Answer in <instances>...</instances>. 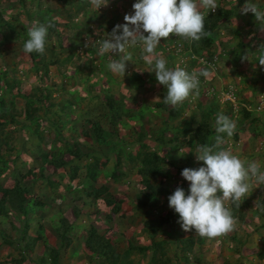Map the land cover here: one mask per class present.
<instances>
[{"label": "rangeland", "instance_id": "1", "mask_svg": "<svg viewBox=\"0 0 264 264\" xmlns=\"http://www.w3.org/2000/svg\"><path fill=\"white\" fill-rule=\"evenodd\" d=\"M9 1L12 3L6 4L8 0H2V4L0 5L3 16L7 19L17 17L16 19L20 24L26 23L25 14L18 0ZM36 1L25 0L26 5L32 9H35L34 4ZM40 1L44 6H47V9L51 10V7H54L50 11L51 20H54L55 23L58 22V36L57 33H54L49 41H47V44L51 45V51H55L59 55L61 63H59V68L56 65L49 66L47 83L65 81L68 89L63 93V97L76 102L75 108H78V111H81L82 107L95 109L97 105L96 96L104 93L109 88L111 94L115 95V97H117L119 91L122 92L125 95L126 106L130 110L135 109L137 113H133L132 117L125 115L123 122L116 124L115 128L116 134L119 136L118 139L134 140L137 139L138 132L142 131V129H148L146 133L148 137L145 139L148 148L164 152L165 146L153 137V133L163 125L162 120L164 115V110L157 107L155 103L163 101L167 90L163 85L158 83L156 76L153 79L148 77V75H155L154 68L147 65L141 59L140 46L137 45L127 49L136 64L131 61L127 62L124 76L113 73L108 69L107 64L110 54L103 56L98 54L97 40L105 33L111 32L104 24L103 18L100 19L101 15L104 17V14H106L114 17L116 25L123 24L125 23V15L133 11L132 5L136 0H109L108 6L101 7L99 10L89 3L87 9L90 12H78L72 20L67 19L65 13L67 7L62 8L63 6L58 0ZM221 1L226 8L232 7L234 15L223 25L219 34L220 38L216 36L214 54L218 57L217 68H209L212 74L207 80L203 77L200 78L199 95L189 97L188 104L183 109L182 114L178 118L168 121L171 126H176L178 123H182L184 119H188L192 111L197 112L195 119H198L200 117V110L197 106L199 100L209 102L215 99L220 103L219 111L227 109L226 105L229 102H222L218 95L219 92L230 84L234 85L238 99L244 98L251 101L249 105H252L260 93L264 91V66L259 65V62L255 61L257 52L264 47V31L261 30V26L257 22L254 13L244 14L240 12L247 3V0H244L243 4L239 7H236L234 0ZM252 3L264 9V0H252ZM204 11L207 12L206 10ZM88 16L95 19L90 21V32H81L80 30L85 26L84 23L89 21L87 19ZM97 18L99 22L104 24L103 27L95 23L97 22ZM62 23H66L68 26H64ZM73 35L79 36L76 42L78 43L77 45L72 43L71 38ZM173 35L176 36L175 34ZM58 39L61 40L60 48L58 46ZM168 39L169 37L161 38L162 44L166 45ZM89 41H91L90 44ZM240 41L242 43L251 41V44L242 45ZM183 42L182 38L177 39L173 45L168 46V49H171L178 58V52H175L176 47L178 50L180 48L182 52L179 55H184L175 61L173 66L179 65L189 72L193 70L199 72L204 68H208L197 62L194 57H191V55H194L193 53L186 54ZM86 44H89V46L86 47ZM256 44L260 46L257 47ZM164 49H166V46H164ZM229 49L230 53L228 52ZM156 52L168 61V65L170 64L169 54L165 50L157 47ZM2 54L8 64H10V61H13L12 67L8 68V74H6L10 82L14 79L13 75H17L22 83L21 89L23 90L30 91L33 86L39 85V78L31 70L30 57L23 51L21 40L7 42L1 40L0 36V55ZM246 54H251L250 59L253 61H242V57ZM191 62H194V64L191 65ZM77 66L80 69L75 73L74 69ZM136 69L144 78L128 89L124 86L125 79L135 72ZM59 72L63 74V78L59 76ZM106 73H109L113 77V79L111 78V86L108 83H104L103 78L106 77ZM110 75H107L109 76V81ZM210 88L216 90L218 94L212 96L209 93ZM57 94V92H53V95ZM134 97L137 100H134ZM59 98L60 96H58ZM22 103V99L17 98L15 100L14 111H20ZM241 107L243 105L240 106L236 115L234 112L232 114V119L235 121L241 115ZM141 113L142 116L139 115ZM42 125L43 127L39 132L43 136L42 142L46 144L45 146L49 149L61 146L62 142L58 140L56 130L48 126L47 123H43ZM70 126V123L65 124V127L62 129L64 135L71 134V131L68 130ZM19 127L18 123H13L5 125L3 128V132H9L8 134L11 135L9 144H4L1 147L3 158L6 161L5 167L7 168L6 173L1 178L4 179L3 185H13L16 177L21 178L20 173L22 175L30 169L33 173V179L29 176V178L25 179V182L33 186L31 194L35 195L32 196L31 202L43 201L48 204V206L41 207L38 221L30 220L29 225L27 224L26 231L28 235L35 236V227L40 226L41 229L38 233L43 238L38 240L34 249L24 250L26 255L35 257L42 252L45 244L57 245L58 239L53 232V228L58 227L63 229V219L66 220L67 224L71 225L67 232L70 237V245L66 247L64 254L61 256L60 264H92L91 261L87 262L86 259L79 258L82 253L85 255L89 253L84 248L83 235L91 224L96 225L100 233L109 237L121 250L128 245L129 241L135 244L147 245L149 240L147 238V229L144 227L146 211H149V215L147 216L149 219L164 216L167 213L173 214L176 222L173 235L182 237L191 233L194 239L197 238L198 235H196L195 229L186 232L181 228L180 224L177 223L179 215L168 206V197L173 193V187L184 179L181 176L182 171L180 168H169V176L164 179L163 185L167 192L165 191L160 194L147 205H141L137 198L139 195L141 199L144 198L143 194H141L143 187L140 183L136 163L122 158L120 163L115 165V153H112L107 162H105V157L97 154L99 161L98 168L101 170L95 185L106 184L109 190L115 194L116 198L121 200V208L118 212H113L112 206L106 205L101 199L87 202L88 197L85 195L84 188H87L89 184L88 180L81 185H76V182L82 179L78 177L72 179L68 174H64L61 177L59 176V171L63 172L62 169L54 170L52 166L47 167L46 170L42 169L40 162L34 159L32 154L27 153L26 150H22L23 147L24 149H35L34 143L37 142V137L28 135V131L23 132ZM261 131L264 133L263 126ZM167 134L176 135L172 130H169ZM0 135L5 136V134ZM24 137H29L27 142L26 140L23 142ZM74 138L85 144H90L80 135ZM225 141L222 148H230L242 160L247 162L255 161L264 168V134L255 136L250 131L242 130L237 132V138L226 136ZM126 149L134 154L136 145L129 142L126 145ZM193 151L189 154V147L181 144L178 148L177 156H174V153L168 156V164L174 162L179 167L184 168L203 166L202 161L196 162ZM90 160L91 155H88L84 157L82 162L85 163ZM2 167L3 164H0V170H2ZM113 170L119 172L117 180L111 178ZM48 179H50V182H48ZM257 201L258 204L264 203V185L252 182L250 193L243 200L238 210L243 213V218H240L239 212H236L238 220L234 231L220 237L205 238L203 243L195 239L193 252L188 254L189 260L187 262L179 259V249L176 248L173 241L168 240L169 243L166 245L167 250L164 256V259H167L166 264H251L252 262L264 264V258L258 256V251L261 247L264 248V210L256 206ZM227 203L231 208V202L228 201ZM75 210H78L79 214L76 215ZM8 215L7 217H0V264H29L28 260L21 261V263L17 262L21 255L24 254L21 251V247L24 245L26 239L19 238V230L26 225V222L23 221V218L16 217L14 214ZM160 229L156 237L160 240H166L167 236L165 233L168 227L162 226ZM1 232L7 235L9 241L3 240ZM149 255V252H146L145 256L142 257L141 253L134 250L130 254V258L137 264H147ZM50 264L52 263L50 262Z\"/></svg>", "mask_w": 264, "mask_h": 264}, {"label": "trees", "instance_id": "2", "mask_svg": "<svg viewBox=\"0 0 264 264\" xmlns=\"http://www.w3.org/2000/svg\"><path fill=\"white\" fill-rule=\"evenodd\" d=\"M243 1L244 0H234L236 7L241 6ZM18 2L21 4L22 11L25 14L26 23L20 24L16 19L17 17L7 19L0 10V36L1 40L7 42H17V40H21V45L23 46L25 41L29 38L27 35L28 28L36 21L44 23L47 20H51L50 11H52L54 7H51V10L47 9V6H44L40 0L35 2V9L27 6L25 0H18ZM58 2L61 3L63 6L62 8L67 7L65 13L68 20H72L78 12H90L87 9L89 0H58ZM10 3L12 2L8 0L6 4ZM1 4L2 0H0V5ZM218 4L221 7H218L215 12L203 8L201 9L202 11H209L205 19L206 30L210 32L208 37L201 39L199 42H191L188 39L177 37V39L182 38L184 41L183 46L186 49V54L193 53L195 57L214 54L216 36L220 38L219 34L223 25L234 15L232 7L226 8L223 6L224 4L221 0ZM102 18L107 29L112 31L116 26V19L106 14H104V17L101 15L100 19ZM87 19H89V21L84 23L85 26L80 30L81 32H90V21L95 19L91 16H88ZM95 23L98 26H104L102 22H99L98 18ZM62 24L68 26L66 23ZM55 25V28L49 29L47 41H49L54 33H57L58 22H56ZM78 38V35H73L71 38L74 45L78 44L76 43ZM177 39L171 34L166 43L170 46L173 42L175 43ZM240 43L242 45H250L251 41L243 43L240 41ZM60 44L61 40L58 39V46ZM256 46L259 47L260 45L256 44ZM50 47L51 45L46 43V49L43 55L35 52L30 54L27 53L30 57L31 70H33L34 74L39 78V85L33 86L30 91L21 89L22 83L17 75H13L14 79L12 82L8 80L6 74H8V68L12 67L11 64L13 61H10V64H8L3 54L0 55V130L2 131H0V134H5V136L0 135V164H3L2 170H0V217H7L9 216L8 214H14L16 217L19 216L23 218V221L26 222V225L19 230V238L26 239L24 245L21 247V251L24 254L21 255L20 259L17 261L20 263L21 261L28 260L29 264H50V262L52 264H60L61 256L64 254L66 247L70 245V237L67 232L71 225L67 224L66 220L63 219V229L58 227L53 228V232L58 239L57 245L52 246L44 243L45 245L43 246L42 252L35 257L25 254L24 250L34 249L38 240L43 238L38 233L41 229L40 226L35 227V236L27 234L26 230L29 221H38V215L41 213L42 209L41 207L48 206V204L43 201L31 202L32 196L35 195L31 194L33 192V186L25 182V179L29 178V176L33 179V173L30 169L22 175L20 173L21 178L16 177L13 185H3L4 179L1 178L6 173L7 168L5 167L6 161L3 158L1 147L4 144H9V139L11 137V135L8 134L9 132H3L5 125L18 123L21 131H28V135L37 137V142L34 143L35 149H24L23 147L22 150H26L27 153L32 154L33 158L40 162L42 169L46 170L49 166H52L54 170L62 169L64 173L59 171V176L61 177L64 176V174H68L72 179L76 177L82 179L79 180V182L77 181L76 185H81L88 180L89 184L87 188L85 187L86 189L84 188L85 195L88 197L87 202L101 199L106 205L112 206L113 212H118L121 208V200L116 198L115 194L109 190L106 184L101 183L99 186L95 185L101 170L98 168L99 161L97 154L105 157V162H107L112 153H115V165H118L122 158L129 159L136 163L140 183L143 187L141 194L144 196V198L141 199L139 195L137 200H139L141 205H147L166 191L163 185L164 179L169 176V168H180L181 171L185 169L184 167H179V165L174 162L168 164V156L173 155V153L174 156H177L178 148L181 144H185L189 147V154H191L198 144H214V137L216 135V115L223 112L232 118L233 114L230 104L226 105L228 107L227 109L219 111L220 103H218L217 100L214 99L209 102L206 100L204 102L199 100L197 102V106L200 110V117L198 119H195L197 112L192 111L188 119L183 118L184 121L182 123L171 126L168 121L178 118L182 114L183 109L188 104L189 98L183 103L175 106L165 104L163 101L159 103L154 102L157 107L164 110V115L162 120L163 125L161 128L156 129L153 133V137L157 141L163 143L166 148L165 151L161 152L156 149L148 148V145L145 143V139L148 137L146 135L148 129H142V131L138 132L137 139L119 140V136L116 134V124L118 122H123V117H125V115L132 117L133 113H137V111L135 109L130 110V108L126 106L124 100L125 95L122 92L119 91L117 97H115V95L111 94L110 88L104 93L96 96L97 105L95 109L82 107L81 111H78V108H75L76 102L72 99L63 97V93L68 89V85L65 81L61 80L57 83H47L46 81L49 78V66L56 65L57 68H59V63H61L59 55L55 51H51ZM158 47L169 54L170 64L168 67H175L176 65L173 66V63L184 56H180L179 54L182 52L178 51V58L171 49L166 50L161 44L158 45ZM228 52L230 53V49ZM193 64L194 62H191V65ZM79 69V66L75 67V73H77ZM106 74L110 75L109 73ZM107 75L103 78L104 83H108L111 86V78L113 79V77L110 75L109 81V76ZM59 76L63 78L61 72H59ZM148 77L153 79L155 75H148ZM143 78L144 76L135 71L125 79L124 86L129 89ZM53 92H57L58 94L53 95ZM58 96H60L59 99ZM17 98L23 101L20 111H14L15 100ZM134 100H137V98L134 97ZM239 101L245 105H249L251 102L244 98L239 99ZM130 111L134 112L131 113ZM240 112V117L236 119L237 129L233 134L234 138H237V132L242 130L250 131L255 136L264 134L261 131L262 126L264 127L263 115L253 114L245 106L241 107ZM139 115L142 116V113ZM43 123H47L48 126L56 130V136L58 140L62 142L61 146L52 147L51 149L45 146L46 144L42 142L43 136L39 132L43 127ZM66 123L71 124L70 128H68V130L71 131L70 135H64L62 131ZM169 130L174 131L176 135L167 134ZM77 135L85 138L90 144H85L75 139L74 137ZM28 138L29 137H24L23 142L25 140L27 142ZM129 142L136 145L134 154L126 149V145ZM108 151H110V153H108ZM88 155H91V160L83 163L82 160ZM118 176L119 172L113 170L111 178L117 180ZM48 182H50V179H48ZM189 184L190 182L183 179V181L173 187V192L178 186H181L187 193ZM231 208L235 216L236 212H239V217L243 218V213L238 211L239 209L232 203ZM148 212L149 211L145 212L146 220L144 222V227L147 229V238L149 240L147 245L135 244L129 241L128 245L121 250L109 237L100 233L96 225L91 224L83 235V245L89 253L86 255L82 253L79 258L86 259L87 262L91 261L92 264H137L130 258V254L134 252V250H137L142 254V257L145 256L146 252H149L150 255L147 264H166L167 259L165 260L164 256L167 250L166 245L169 243L168 240H170L173 241L176 248L180 251V255H178L179 259L187 262L189 260L188 254L193 252L195 239L201 243L205 241V238L200 236L194 239L191 233L182 237L173 235L176 226L173 214L167 213L164 216L149 219V217H147L149 215ZM75 214H79V211L75 210ZM162 226L168 227L165 233L167 236L166 240H160L156 237ZM1 236L4 241H9L4 232H1ZM258 256L264 258V248L261 247L258 251ZM251 264L257 263L252 262Z\"/></svg>", "mask_w": 264, "mask_h": 264}, {"label": "clouds", "instance_id": "3", "mask_svg": "<svg viewBox=\"0 0 264 264\" xmlns=\"http://www.w3.org/2000/svg\"><path fill=\"white\" fill-rule=\"evenodd\" d=\"M89 3L99 10L108 6L109 0H89ZM218 7L221 6L217 0H136L132 5L133 11L124 17L125 23L117 24L110 33L97 40L98 54H110L108 69L124 76L127 62L135 63L127 49L139 45L141 59L154 68L158 83L167 90L163 102L173 106L181 104L190 96L199 95L200 78L207 80L211 70L204 68L199 72H189L179 65L168 67V61L156 49L161 38H168L170 34L191 42L208 37L206 15ZM202 8L209 11H202ZM240 11L254 13L264 31V9L247 0ZM55 27L54 20L34 22L28 28L29 38L23 45V51L43 55L49 29ZM250 56L244 55L242 61H253ZM255 61L264 66V47L257 52ZM236 129L234 119L223 112L218 113L214 144H198L193 151L196 162L202 161L203 166L185 168L181 172V176L190 182L188 192L178 186L168 197V206L179 215L177 223L186 232L195 229L196 235L211 239L234 231L238 218L227 202L231 201L239 209L250 193L252 182L264 185V168L260 164L242 160L230 148L221 147L226 142L225 134L231 137ZM256 206L264 210V203L258 204L257 201Z\"/></svg>", "mask_w": 264, "mask_h": 264}, {"label": "built area", "instance_id": "4", "mask_svg": "<svg viewBox=\"0 0 264 264\" xmlns=\"http://www.w3.org/2000/svg\"><path fill=\"white\" fill-rule=\"evenodd\" d=\"M175 39H177L176 36H175ZM173 44H174V42H173ZM161 45H163V47H164L167 45V43L165 45L164 43L162 44V42H161ZM167 49H168V45L166 46V50ZM176 51L178 52L181 50H180V48L178 50V48L176 47ZM191 57H194L197 62L201 63L205 67H208L210 69H216L217 68L218 57L216 54L200 55V56H196V57L194 55H191ZM209 93L212 96H215L218 94V92L216 90H214L213 88H210ZM218 97L222 102H229V104L231 105L232 110H233L235 115H236L237 111L240 109V106H242V105L245 106L253 114H257V115H263L264 114V91H262L260 93V95L257 97L256 101L252 105H245L243 103H240V101L236 95L235 87L233 84L226 86L221 92H219Z\"/></svg>", "mask_w": 264, "mask_h": 264}, {"label": "crops", "instance_id": "5", "mask_svg": "<svg viewBox=\"0 0 264 264\" xmlns=\"http://www.w3.org/2000/svg\"><path fill=\"white\" fill-rule=\"evenodd\" d=\"M249 14L251 13V12H248Z\"/></svg>", "mask_w": 264, "mask_h": 264}]
</instances>
